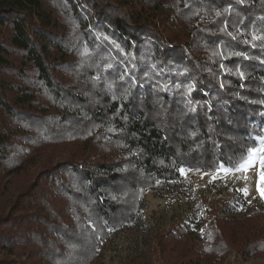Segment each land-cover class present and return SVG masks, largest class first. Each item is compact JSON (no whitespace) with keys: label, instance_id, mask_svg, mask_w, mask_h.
<instances>
[{"label":"trees","instance_id":"16d2710c","mask_svg":"<svg viewBox=\"0 0 264 264\" xmlns=\"http://www.w3.org/2000/svg\"><path fill=\"white\" fill-rule=\"evenodd\" d=\"M253 36L264 0H0V264H95L111 231L140 221L147 191L257 148ZM231 210L206 207L203 250L180 228L147 252L155 264L264 257V207Z\"/></svg>","mask_w":264,"mask_h":264},{"label":"rangeland","instance_id":"374dc122","mask_svg":"<svg viewBox=\"0 0 264 264\" xmlns=\"http://www.w3.org/2000/svg\"><path fill=\"white\" fill-rule=\"evenodd\" d=\"M257 149L259 150V141ZM61 157L62 155L57 154L55 161ZM37 168L39 167L32 171L36 172ZM256 168L264 169L261 162ZM181 175L182 180L178 183L164 184L162 189L147 191L140 221L121 230L111 231L109 240L102 242L98 247L100 257L95 264H155L158 255L154 254L151 258L147 252L155 234H168L180 228L191 233L197 248L203 250L201 239L207 224L206 207L224 202L231 204L232 216L238 220H243L256 209L264 207V198H261L260 193L253 187L249 190L244 182L237 181L241 174L233 179L223 167L215 172H194L185 169V173ZM214 176L219 178L213 179ZM255 176H258V173ZM11 178L12 176L7 180ZM237 188H246L248 195L244 196L236 190ZM202 201L206 202V205L197 212V205ZM221 264H264V257L257 254L243 257L233 250Z\"/></svg>","mask_w":264,"mask_h":264},{"label":"snow or ice","instance_id":"6c2138e0","mask_svg":"<svg viewBox=\"0 0 264 264\" xmlns=\"http://www.w3.org/2000/svg\"><path fill=\"white\" fill-rule=\"evenodd\" d=\"M243 2V0H241V3ZM217 15H220V13H217ZM225 27H227V25H225ZM229 35H231V33H228ZM253 39H264V37H259V36H253ZM243 75V73H241V76ZM177 87H179V85H177ZM194 87V84H190L188 86V91L190 92ZM253 139L258 140L259 141V150L257 148H252L249 149L245 158H242V160L236 164L234 166V168L232 169H228V173L231 174L233 171L239 172V171H247L248 168H250L252 166V159H253V154H260L262 156H264V135H260L257 137H253ZM261 166L264 167V160L261 161ZM179 171L184 174L185 173V169L181 168L179 169ZM219 177L214 176L213 179H217ZM238 192H242L244 196L248 195V190L245 189H236ZM260 191V196L261 198H264V188L259 189Z\"/></svg>","mask_w":264,"mask_h":264},{"label":"bare ground","instance_id":"6f19581e","mask_svg":"<svg viewBox=\"0 0 264 264\" xmlns=\"http://www.w3.org/2000/svg\"><path fill=\"white\" fill-rule=\"evenodd\" d=\"M261 160H264V158L259 155V154H253V159H252V166L248 169H252L249 172L246 173H240L242 171L236 172L233 171L231 173V176L233 179L236 178L239 174H241L238 178L237 181L244 182L246 185V188L249 190H252V187L257 191V193H260L259 189L264 188L263 187V182H264V169H257L256 167L260 165ZM225 170H228L223 166ZM220 173V172H219ZM218 173V174H219ZM258 173V176H255V174ZM237 174V175H236ZM218 176V175H217Z\"/></svg>","mask_w":264,"mask_h":264},{"label":"water","instance_id":"95a60500","mask_svg":"<svg viewBox=\"0 0 264 264\" xmlns=\"http://www.w3.org/2000/svg\"><path fill=\"white\" fill-rule=\"evenodd\" d=\"M224 165H222L221 167H223ZM225 167V166H224Z\"/></svg>","mask_w":264,"mask_h":264}]
</instances>
